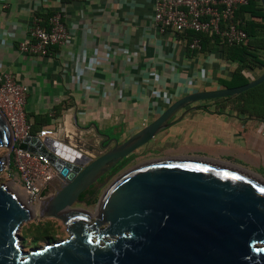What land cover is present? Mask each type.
<instances>
[{
    "label": "crops",
    "instance_id": "0c3cea01",
    "mask_svg": "<svg viewBox=\"0 0 264 264\" xmlns=\"http://www.w3.org/2000/svg\"><path fill=\"white\" fill-rule=\"evenodd\" d=\"M154 2L0 0V72L28 88L26 113L35 132L62 127L64 142L76 148L72 138H85L88 146L79 143V150L94 156L105 135L124 142L181 97L223 88L221 80L237 65L217 47L193 53L181 37L160 33ZM57 11L68 29L66 44L47 56L20 52L34 19L47 26ZM263 71L247 75L252 80ZM135 155L208 159L264 178V116L233 98L199 102Z\"/></svg>",
    "mask_w": 264,
    "mask_h": 264
},
{
    "label": "water",
    "instance_id": "95a60500",
    "mask_svg": "<svg viewBox=\"0 0 264 264\" xmlns=\"http://www.w3.org/2000/svg\"><path fill=\"white\" fill-rule=\"evenodd\" d=\"M262 83L264 71L245 85L185 95L126 141L105 135L96 157L60 140L25 139L30 152L47 158L61 185L37 214L0 185V264H264V178L230 164L193 157L146 161L116 177L94 212L73 207L179 112L235 98ZM13 142L0 112V149L8 151L0 157V174ZM36 216L60 220L68 238L25 251L19 231Z\"/></svg>",
    "mask_w": 264,
    "mask_h": 264
},
{
    "label": "built area",
    "instance_id": "2783aa9c",
    "mask_svg": "<svg viewBox=\"0 0 264 264\" xmlns=\"http://www.w3.org/2000/svg\"><path fill=\"white\" fill-rule=\"evenodd\" d=\"M247 3L248 0H155L153 17L160 33L181 37L190 51L202 53L198 34L218 37L222 45L228 46L247 41L245 21L236 18L239 7ZM189 33L196 36L189 39ZM68 35L63 14L57 11L49 17L47 26L34 19L28 31L29 40L19 43L18 49L33 56H47L54 47H63ZM27 99L28 88L14 74L0 72V112L8 121L14 141L5 172L21 191L25 204L37 214L42 202L61 185V179L47 158L30 152L24 140L31 136L41 141L59 140L62 127L33 132L26 113Z\"/></svg>",
    "mask_w": 264,
    "mask_h": 264
},
{
    "label": "trees",
    "instance_id": "16d2710c",
    "mask_svg": "<svg viewBox=\"0 0 264 264\" xmlns=\"http://www.w3.org/2000/svg\"><path fill=\"white\" fill-rule=\"evenodd\" d=\"M236 18L245 21L244 29L248 35V39L242 45H222L218 37L202 34L197 35L201 39L203 50L217 47L224 59L237 65L235 71L228 79L221 80L223 88L245 85L251 81V78L247 75V73L254 71L256 68H262L264 70V9L260 0H248L247 4L239 7L236 12ZM189 34V39L196 36L193 33ZM261 89H264V83L245 93H242L236 97L239 99L235 100L244 101L248 110L264 116V97H261V99H254L250 97L251 102L249 104L251 105L245 103L246 95L255 91L259 92ZM33 132L35 131L33 130ZM121 164L114 167L111 171L117 170ZM93 194V192L89 193L86 191L81 194L80 199L90 204Z\"/></svg>",
    "mask_w": 264,
    "mask_h": 264
},
{
    "label": "rangeland",
    "instance_id": "374dc122",
    "mask_svg": "<svg viewBox=\"0 0 264 264\" xmlns=\"http://www.w3.org/2000/svg\"><path fill=\"white\" fill-rule=\"evenodd\" d=\"M259 73H260V70L259 71L257 70L253 76H256ZM253 76L250 78H253ZM236 97L233 99L238 100L239 98H236ZM245 97H246L245 103H248V104L251 102L250 97L254 99L255 98L261 99V97L262 98L264 97V89L259 90V92L258 91L252 92L251 94L246 95ZM63 136L64 134L63 132H61L59 136L60 139L62 141L65 140L66 142H68V139L67 138L64 139ZM86 138L88 139V136ZM72 140L70 144L76 146V149L80 148L79 143H82L85 146H88L83 141V140H86L85 138H83V140L82 138L77 139V140L72 138ZM90 149H94V148L92 147ZM95 150L97 154V155H94L95 157L101 154L100 150L98 149H95ZM7 153L8 151L6 149L4 148L0 149V157L5 156ZM146 161L148 160L142 159L141 157H138V156L135 158L127 159L118 167L117 170L110 171L109 173H107L104 177H102L95 185H93L88 190L89 193L91 192L94 193L90 204L83 201L82 203L75 204L73 207L85 209L90 212H94L100 196L116 177H118L121 173L128 170L129 168H132ZM0 185H7L14 193H16L19 197H21L22 195L21 191L19 190V188L15 186L12 178L7 175V172H5V170L0 174ZM19 237H20V243L23 249L25 251H30V250L39 249L45 245H49L55 242L62 241L68 238V232L66 230V227L60 220H57L55 218L40 219L39 217H36L34 220L27 222L22 226V228L19 231Z\"/></svg>",
    "mask_w": 264,
    "mask_h": 264
},
{
    "label": "flooded vegetation",
    "instance_id": "af4514ba",
    "mask_svg": "<svg viewBox=\"0 0 264 264\" xmlns=\"http://www.w3.org/2000/svg\"><path fill=\"white\" fill-rule=\"evenodd\" d=\"M135 157H137V155H130L128 158H125L123 161H121L119 164H121V163H123L124 161H126L127 159H129V158H135ZM118 164V165H119Z\"/></svg>",
    "mask_w": 264,
    "mask_h": 264
}]
</instances>
